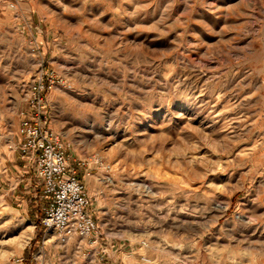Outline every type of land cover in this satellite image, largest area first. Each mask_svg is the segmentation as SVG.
<instances>
[{"label": "rangeland", "instance_id": "rangeland-1", "mask_svg": "<svg viewBox=\"0 0 264 264\" xmlns=\"http://www.w3.org/2000/svg\"><path fill=\"white\" fill-rule=\"evenodd\" d=\"M32 35L62 80L53 129L102 161L86 183L97 245L45 233L42 198L4 177ZM21 256L264 264V0H0V264Z\"/></svg>", "mask_w": 264, "mask_h": 264}, {"label": "built area", "instance_id": "built-area-1", "mask_svg": "<svg viewBox=\"0 0 264 264\" xmlns=\"http://www.w3.org/2000/svg\"><path fill=\"white\" fill-rule=\"evenodd\" d=\"M9 7L14 8L15 3L10 2ZM29 50L37 63L23 89V102L16 117L18 148L24 158L32 162L40 179V197L44 203L39 224L45 233L52 232L61 243L76 236L88 245H97L103 233L90 212L89 192L79 174L91 175L94 168L102 166V161L95 154L71 157L69 142L53 129L48 100L49 92L62 84V80L54 67L43 59L34 35L29 40ZM100 251L106 253L104 249ZM141 260L147 262L148 258L141 256ZM24 262L21 256L13 264Z\"/></svg>", "mask_w": 264, "mask_h": 264}, {"label": "crops", "instance_id": "crops-1", "mask_svg": "<svg viewBox=\"0 0 264 264\" xmlns=\"http://www.w3.org/2000/svg\"><path fill=\"white\" fill-rule=\"evenodd\" d=\"M26 25L29 26V23L26 22L25 26ZM19 142H20V137H19L18 131H17L14 133V136L12 138V143L9 146V148H10V154H9V158H10L9 166H10V168H7L5 166L4 177H5V179H9V177L12 176L11 174H13L12 173V171H13L12 168H13L15 173H17V174L16 175L14 174V182H12L10 184V186H11L10 189L14 190L16 187L18 189L24 188L25 193L23 195H25V194L31 195L32 194L33 196H36L37 194H39V197H40V189H41L40 179L37 176V173L33 167L32 162L25 159L24 156L22 155V153L20 152V150L18 148ZM79 176L82 177V179L85 181V183H87L88 175L83 176L82 172H81L79 174ZM18 184H19V186H17ZM18 196H19V194L17 195V197ZM43 203H44V201H43Z\"/></svg>", "mask_w": 264, "mask_h": 264}, {"label": "bare ground", "instance_id": "bare-ground-1", "mask_svg": "<svg viewBox=\"0 0 264 264\" xmlns=\"http://www.w3.org/2000/svg\"><path fill=\"white\" fill-rule=\"evenodd\" d=\"M53 239V236H49L48 238H47V241H51Z\"/></svg>", "mask_w": 264, "mask_h": 264}, {"label": "trees", "instance_id": "trees-1", "mask_svg": "<svg viewBox=\"0 0 264 264\" xmlns=\"http://www.w3.org/2000/svg\"><path fill=\"white\" fill-rule=\"evenodd\" d=\"M38 227H39L41 230H43L42 227L40 226V224L38 225Z\"/></svg>", "mask_w": 264, "mask_h": 264}]
</instances>
